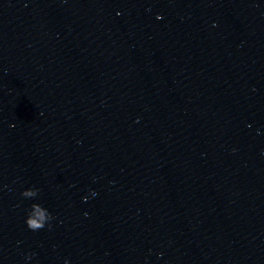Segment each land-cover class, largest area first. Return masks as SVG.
<instances>
[{
	"label": "water",
	"instance_id": "obj_1",
	"mask_svg": "<svg viewBox=\"0 0 264 264\" xmlns=\"http://www.w3.org/2000/svg\"><path fill=\"white\" fill-rule=\"evenodd\" d=\"M0 264H264V0H0Z\"/></svg>",
	"mask_w": 264,
	"mask_h": 264
},
{
	"label": "clouds",
	"instance_id": "obj_2",
	"mask_svg": "<svg viewBox=\"0 0 264 264\" xmlns=\"http://www.w3.org/2000/svg\"><path fill=\"white\" fill-rule=\"evenodd\" d=\"M28 227V226H27ZM34 231V230H33Z\"/></svg>",
	"mask_w": 264,
	"mask_h": 264
}]
</instances>
